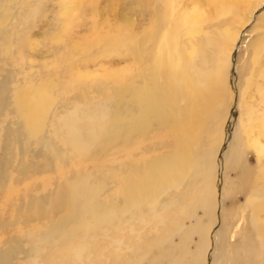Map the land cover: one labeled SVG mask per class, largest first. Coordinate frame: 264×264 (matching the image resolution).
I'll use <instances>...</instances> for the list:
<instances>
[{
  "label": "bare ground",
  "instance_id": "1",
  "mask_svg": "<svg viewBox=\"0 0 264 264\" xmlns=\"http://www.w3.org/2000/svg\"><path fill=\"white\" fill-rule=\"evenodd\" d=\"M13 1L16 0H0V10L12 15L10 2ZM155 17L158 18V14ZM3 22L0 18L1 34L8 47L12 33L3 29ZM242 33L239 31L236 39L239 40ZM148 42L150 39H139L138 50L126 43L127 50L136 51L134 61L139 65L138 71L130 72L129 78L122 75L124 70L118 76L113 73L116 70L105 73L107 78L114 79L115 89L111 100L104 103L107 108L104 112L96 110V106L80 110L75 95L66 98V102L73 103L70 110L64 108L65 102L59 101V95H48L38 102L39 88L47 93L42 86L28 81L27 90L20 84L10 88V70L2 76L0 113L5 109L15 118L13 127L3 133L9 141H3L0 148L4 151L20 138H24L26 144L18 148L21 157L16 164L12 163L14 153L10 151L0 160L5 165L0 168V190L5 189L9 178L19 180V175L29 176L30 172L51 171L53 176L51 179L42 176L43 182L39 181L35 188H39V192L26 194L24 199L19 197L13 204L15 222L36 221L40 226L35 232L28 230L23 238H9L4 247L0 246V264H22L16 260L17 253L22 255L18 259L29 260L30 264H61L65 258L63 253L68 249L66 244L71 247L72 264L74 260L93 264L83 255L88 249L87 238L102 246L101 256L107 264H196L198 261L212 264L213 236L222 232L225 220L222 198L230 182L224 174V164L236 148L225 136L222 121L219 132L215 131L213 136L215 139L210 138V128L214 120L222 118L218 107L227 88L233 51L238 45L218 60L212 56L209 68L203 55L199 56L201 67L194 68L195 59L191 58L189 65L183 66L184 71L173 76L165 66L156 65L155 50L152 42ZM81 77L87 79V75ZM60 87H57L58 92H65L64 87ZM101 99L97 97L85 103L95 104ZM53 104L55 108H62V113H54L49 135H46L45 120ZM161 128L168 130L170 149L147 159L143 163L144 172H140L142 168L132 161L151 149V145L141 147L140 142L147 139L150 129ZM55 137L66 147L68 144L69 155L64 147L61 149L52 141ZM33 140L37 141L35 147L31 145ZM118 149L123 152L114 158L113 151ZM23 154H27V159H23ZM48 154L56 158V164ZM29 156H41L43 160L33 162V157L28 159ZM112 158L116 159L118 167L109 163ZM103 159L105 162L100 164ZM90 161L96 163L87 166ZM7 167L15 177L8 175ZM216 177L220 183L216 185L217 197L214 195ZM255 184L251 190L254 192L257 188V192L264 195V190L260 189L262 185L264 189L263 177ZM255 198L254 195L248 197V203ZM196 207L207 212L212 224L199 223L184 232L185 236L194 230L201 241L190 251L170 237L184 228L183 219L192 216ZM248 221L261 248L253 253V262H257L264 256V199L251 208ZM12 222L4 219L0 227H8ZM23 241L27 246L20 245ZM247 262L249 258L245 256L240 264Z\"/></svg>",
  "mask_w": 264,
  "mask_h": 264
},
{
  "label": "rangeland",
  "instance_id": "2",
  "mask_svg": "<svg viewBox=\"0 0 264 264\" xmlns=\"http://www.w3.org/2000/svg\"><path fill=\"white\" fill-rule=\"evenodd\" d=\"M10 9L13 11L12 15L0 10V18L4 20L3 29L12 33L6 47L0 30V79L10 70V88L20 84L23 90H27V82L32 81L47 91L44 94L39 88L41 98L38 102L48 95H59L58 99L65 102L63 104L66 110L73 107L72 102H66L70 95L78 98V108L82 111L94 106L97 107L96 110L103 112L107 109L104 108V103L111 100L115 85L114 79L107 78L105 73L116 70L118 74L113 73L118 76L124 70L122 75L129 78L130 72H137L139 69L138 63L134 61L136 51L127 50L126 43H131L137 49L140 46L139 39H150L155 50L156 65L165 66L166 71L172 72L173 76L176 72L184 71L191 58L195 59L194 68L201 67L200 55L204 56L209 68L212 56L218 60L237 44L238 48L233 51L234 59L227 74V88L224 89L222 103L218 107L222 118L214 120L210 128V138L215 139L213 136L215 131L219 132L222 121L225 136L236 148L230 153L226 165L224 164L230 191L222 198L225 220L221 226V235L213 236L212 264H240L245 256L249 258L247 264L264 261L263 256L253 262V253L256 250L259 252L261 248L257 246V237L253 236L254 230L248 221L251 208L264 199L257 188L254 192L251 190L259 177L262 176L264 181V0H16L10 2ZM157 14L158 18L155 17ZM239 31L243 33L238 40L236 38ZM143 32L147 34L146 38ZM83 75H87L86 80L81 77ZM58 86L64 87L65 92L59 93ZM97 97L103 98L101 102L85 103ZM55 112L57 115L62 113V108H55L53 104L45 120L46 135H49L48 129ZM14 118L9 115L8 110L4 109L0 113V147L3 141H9L3 133L13 127ZM224 131L221 135H224ZM168 134L165 128L155 131L150 129L147 139L141 140V147L151 145V149L132 161L142 168L140 172H144L143 163L147 159L163 155V152L170 149L168 143L171 137ZM57 138H52V141L60 145L61 149L65 148L69 155L68 144L66 147ZM35 142L37 143L36 140L31 141L32 147L37 145ZM23 144L26 141L20 138L10 148L7 147L4 151L0 148V160L13 152L12 163L16 164L21 157L18 148L23 147ZM122 152L121 149L113 151L114 158ZM48 155L53 164H56V158ZM22 157L27 159V154ZM114 158L109 163L118 167ZM28 159L39 162L43 157L29 156ZM104 162L103 159L100 164ZM95 163L90 161L87 166ZM0 166L1 169L2 166L5 167L2 161ZM85 168L86 166L84 170ZM6 171L8 175L15 177L10 168L7 167ZM43 173L30 172L29 176L24 177L19 175V180L15 178L17 181L9 178L5 189L0 190V224L4 219L13 221L8 227H0V246L4 247L9 238H23L28 230L35 232L39 229L40 223L36 221L26 224L15 222L13 204L19 197L24 199L26 194L39 192V188L35 189L38 182L53 176L51 171ZM134 176L132 173V177ZM218 184L220 185L216 177L215 197L219 195L216 190ZM260 189L264 190L263 185ZM252 195L256 198L252 199L253 203L252 200L248 203L247 199ZM260 195L263 197L260 198ZM211 210L213 212L214 208ZM208 217L207 212L196 207L192 216L183 219L184 228L175 231L170 238L174 243L184 244L185 248L193 251L196 244L201 242L199 236L194 230L185 236L184 232L199 223L204 225L208 222L211 225L212 221ZM148 231L146 228V232ZM86 240L88 249L86 254L83 252L86 259L88 257L93 264H107L101 256L102 246L89 238ZM25 244L27 243L23 241L20 245L27 246ZM65 246L68 249L63 253L65 258L61 264H72L71 247L69 244ZM17 256L22 255L17 253ZM18 257L16 260L22 264H30L29 260L22 261ZM76 261L74 260V264H80ZM262 261L260 264H263ZM196 264L202 262L198 261Z\"/></svg>",
  "mask_w": 264,
  "mask_h": 264
}]
</instances>
